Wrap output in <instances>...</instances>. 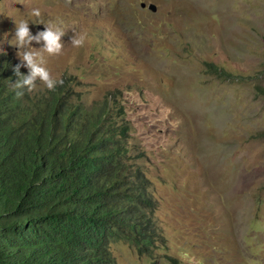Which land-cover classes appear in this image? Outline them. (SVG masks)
Instances as JSON below:
<instances>
[{
	"label": "rangeland",
	"instance_id": "374dc122",
	"mask_svg": "<svg viewBox=\"0 0 264 264\" xmlns=\"http://www.w3.org/2000/svg\"><path fill=\"white\" fill-rule=\"evenodd\" d=\"M34 8L63 21L52 76L88 105L119 93L157 200L158 249L112 243L115 264H264V0H0V53L18 63L15 24L44 30Z\"/></svg>",
	"mask_w": 264,
	"mask_h": 264
},
{
	"label": "trees",
	"instance_id": "16d2710c",
	"mask_svg": "<svg viewBox=\"0 0 264 264\" xmlns=\"http://www.w3.org/2000/svg\"><path fill=\"white\" fill-rule=\"evenodd\" d=\"M17 63L0 53V264H115L121 241L154 255L157 200L119 93L88 105L64 76L17 97Z\"/></svg>",
	"mask_w": 264,
	"mask_h": 264
},
{
	"label": "clouds",
	"instance_id": "9594fccd",
	"mask_svg": "<svg viewBox=\"0 0 264 264\" xmlns=\"http://www.w3.org/2000/svg\"><path fill=\"white\" fill-rule=\"evenodd\" d=\"M41 11L34 8L31 11V16L36 18L34 24H43L44 30L38 31L33 35L29 29V21L20 20L15 24V32L13 38L14 44L18 51L16 53L20 63H17L12 71L17 77L12 84L16 90L17 97L23 96L24 91L31 92L36 87V82H41L44 87L49 90H55L58 85L63 84V80L55 78L44 66L46 64V56L59 55L64 47L61 43V37L65 35V29L62 27L63 21L45 22L41 19ZM87 40L86 33L74 34L70 39V44L74 48H81ZM40 44L42 47L33 48L30 45L32 42ZM21 67L27 68V75L21 74Z\"/></svg>",
	"mask_w": 264,
	"mask_h": 264
},
{
	"label": "water",
	"instance_id": "95a60500",
	"mask_svg": "<svg viewBox=\"0 0 264 264\" xmlns=\"http://www.w3.org/2000/svg\"><path fill=\"white\" fill-rule=\"evenodd\" d=\"M140 6H141V8H145V4H143V3ZM146 8L152 12H155V10H156L155 6L152 4H149Z\"/></svg>",
	"mask_w": 264,
	"mask_h": 264
}]
</instances>
